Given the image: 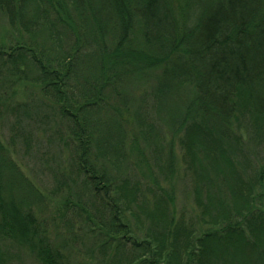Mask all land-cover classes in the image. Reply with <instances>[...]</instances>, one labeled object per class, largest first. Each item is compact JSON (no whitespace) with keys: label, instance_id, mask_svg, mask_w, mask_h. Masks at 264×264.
Listing matches in <instances>:
<instances>
[{"label":"trees","instance_id":"trees-1","mask_svg":"<svg viewBox=\"0 0 264 264\" xmlns=\"http://www.w3.org/2000/svg\"><path fill=\"white\" fill-rule=\"evenodd\" d=\"M0 10L18 37L0 58L34 71L66 127L79 181L63 207L95 263L264 264V161L251 168L263 160L251 152L264 143V0H0ZM176 146L196 213L178 211L162 182L177 172ZM40 195L0 139V264L69 261L34 209Z\"/></svg>","mask_w":264,"mask_h":264},{"label":"rangeland","instance_id":"rangeland-1","mask_svg":"<svg viewBox=\"0 0 264 264\" xmlns=\"http://www.w3.org/2000/svg\"><path fill=\"white\" fill-rule=\"evenodd\" d=\"M17 39L6 15L0 10V45L9 47ZM11 66L10 62L0 58V139L8 154L41 194L34 201V209L46 223L51 241L67 254V264H97L94 260L97 256L95 247L92 241L85 239L81 222L73 210L66 211L63 207L66 197L74 200L76 180L79 181L78 174L70 170L66 127L50 99L35 82L34 71L20 74L13 72ZM23 67L26 71L27 67L22 64ZM135 91L138 93V90ZM175 151L177 172L162 182L166 187L170 183L174 187L178 211L196 213L191 176L183 169L180 148L176 146ZM254 152L258 153L259 160H263L256 163L253 159V169L264 161V143L257 151L251 152L252 156ZM149 163L154 162L149 160ZM259 192L264 194V184L257 188ZM21 258L25 264H37L28 256Z\"/></svg>","mask_w":264,"mask_h":264}]
</instances>
